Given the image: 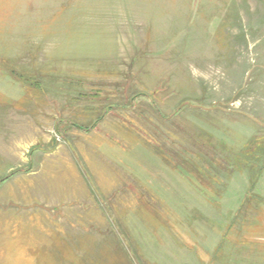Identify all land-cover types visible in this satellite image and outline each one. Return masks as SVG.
I'll use <instances>...</instances> for the list:
<instances>
[{
	"label": "rangeland",
	"instance_id": "374dc122",
	"mask_svg": "<svg viewBox=\"0 0 264 264\" xmlns=\"http://www.w3.org/2000/svg\"><path fill=\"white\" fill-rule=\"evenodd\" d=\"M252 174L264 0H0V264H264Z\"/></svg>",
	"mask_w": 264,
	"mask_h": 264
},
{
	"label": "trees",
	"instance_id": "16d2710c",
	"mask_svg": "<svg viewBox=\"0 0 264 264\" xmlns=\"http://www.w3.org/2000/svg\"><path fill=\"white\" fill-rule=\"evenodd\" d=\"M241 169H243V168H241ZM256 178L257 177H255V176L253 177V174H252V181H251V184H250L249 189H248V194L246 195L244 201L242 202V206L237 211V213H236L237 216L241 215L242 212L247 211L248 209H246V207H252L254 202H259V201L260 202H264V198L255 193V186H256V182H257V180H255ZM215 205H216L217 208H220V203L219 202H216ZM195 213H196L198 219H200L203 222L210 223L209 219L206 218L204 215H202L199 211L196 210ZM222 245L223 244H220L219 248L216 251V255L219 254L220 259H221V256H220L219 252L222 249Z\"/></svg>",
	"mask_w": 264,
	"mask_h": 264
}]
</instances>
